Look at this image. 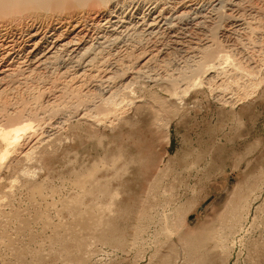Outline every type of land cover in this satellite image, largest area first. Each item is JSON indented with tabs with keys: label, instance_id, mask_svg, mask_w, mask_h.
<instances>
[{
	"label": "rangeland",
	"instance_id": "374dc122",
	"mask_svg": "<svg viewBox=\"0 0 264 264\" xmlns=\"http://www.w3.org/2000/svg\"><path fill=\"white\" fill-rule=\"evenodd\" d=\"M39 12L1 15L0 31L40 17L97 16L91 5ZM152 87L127 122L97 128L75 121L52 156L28 167L17 155L7 159L0 264H187L183 241L194 238L206 240L197 264H264V87L233 112L201 89L182 105ZM88 167L116 196L118 232L107 234L115 240L107 244L84 224L97 210L76 185ZM90 249L96 255L87 261Z\"/></svg>",
	"mask_w": 264,
	"mask_h": 264
},
{
	"label": "bare ground",
	"instance_id": "6f19581e",
	"mask_svg": "<svg viewBox=\"0 0 264 264\" xmlns=\"http://www.w3.org/2000/svg\"><path fill=\"white\" fill-rule=\"evenodd\" d=\"M88 5L95 18L39 16L0 31V169L13 155L27 167L52 156L75 121L97 128L125 121L149 85L182 105L201 89L232 112L264 87V0H0V16ZM27 171L20 172L31 178ZM95 173L76 185L97 206L86 228L107 244L118 232L116 196ZM198 240H182L187 264L199 262ZM95 255L90 249L85 260Z\"/></svg>",
	"mask_w": 264,
	"mask_h": 264
},
{
	"label": "crops",
	"instance_id": "0c3cea01",
	"mask_svg": "<svg viewBox=\"0 0 264 264\" xmlns=\"http://www.w3.org/2000/svg\"><path fill=\"white\" fill-rule=\"evenodd\" d=\"M170 263V262H169Z\"/></svg>",
	"mask_w": 264,
	"mask_h": 264
}]
</instances>
